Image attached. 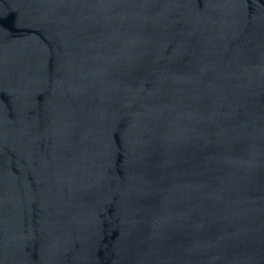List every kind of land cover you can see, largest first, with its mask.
<instances>
[{
  "label": "water",
  "instance_id": "1",
  "mask_svg": "<svg viewBox=\"0 0 264 264\" xmlns=\"http://www.w3.org/2000/svg\"><path fill=\"white\" fill-rule=\"evenodd\" d=\"M0 264H264V0H0Z\"/></svg>",
  "mask_w": 264,
  "mask_h": 264
}]
</instances>
